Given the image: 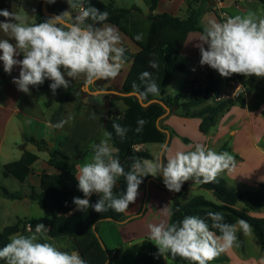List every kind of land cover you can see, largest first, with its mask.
Instances as JSON below:
<instances>
[{"label": "clouds", "instance_id": "clouds-1", "mask_svg": "<svg viewBox=\"0 0 264 264\" xmlns=\"http://www.w3.org/2000/svg\"><path fill=\"white\" fill-rule=\"evenodd\" d=\"M47 2L52 4L55 0ZM68 4L69 10L40 23L30 22L27 15L0 10V16L5 18L0 21V31L8 37L0 39V61L7 73L19 65V77L13 82L20 91L30 94L29 86L42 85L47 79L52 81L49 87L55 95L57 89L70 87L65 75L72 80L83 76L87 84L118 75L125 52L118 46V32L110 26H93L96 22L102 25L108 13L95 7L81 8L73 19L70 9L77 5L72 0H68ZM199 41L200 64L216 70L221 77L233 74L264 77V18H258L255 13L228 17L223 23L210 21ZM21 55L22 59L16 58ZM152 66L156 67L154 63ZM148 90L156 93L158 88L152 84ZM92 118H96L94 114ZM66 122L60 121L53 127L62 128ZM143 124V120L138 121L136 132L142 131ZM113 128L121 138L128 131L116 123ZM104 137L91 146V162L82 164L75 175L78 189L83 193V198H73L79 211L91 207L98 213L108 209L124 213L137 199L139 186L148 175L162 174L167 189L179 192L186 181L210 183L225 170L236 166L235 158L229 152H216L198 143L194 150L177 151L174 155H165L169 149L162 145L163 151L156 160L137 158L125 172L116 155L117 150L109 143L111 133L105 131ZM120 177L126 181V190L114 195ZM93 194L99 197L95 204L90 202ZM162 210L165 215L173 214L168 206ZM206 215L212 221L211 225L199 216H185L168 224H150V240L157 246L159 255L179 256L189 264H210L229 248L239 246V231L247 233L250 230V225L243 219L230 224L225 222L221 212L209 211ZM212 229L218 230L220 235ZM48 231L43 223H38L35 234H13L9 243L0 248V260L5 264H87L78 252L61 251L47 242V237H44L46 242H39L37 234Z\"/></svg>", "mask_w": 264, "mask_h": 264}, {"label": "trees", "instance_id": "trees-1", "mask_svg": "<svg viewBox=\"0 0 264 264\" xmlns=\"http://www.w3.org/2000/svg\"><path fill=\"white\" fill-rule=\"evenodd\" d=\"M160 0H152L150 12H154ZM188 5L187 15L184 18L169 13L152 15L143 18L142 9L133 5L131 8H120L113 1L104 0H81L82 8L95 7L100 11L108 13L107 19L102 23H111L117 26L123 33L129 36L134 43L140 47V51L133 59L132 69L121 91H114L112 88L103 90L97 96L98 104L107 103L104 132L111 133L110 141L116 148L119 161L125 172L129 171L130 165L135 159L141 161L153 160V155L139 146L153 143H163L169 146L172 136L171 130L162 122L170 114L178 109L182 110V116L186 118H201L200 131L208 133L211 128L217 125L218 119L236 104L241 108L246 106L244 94L237 98H230L207 104L210 95L219 86L220 79L210 76L203 91L193 89L191 97L186 102L181 101L179 94L170 95L166 86L168 81L177 73L186 71L183 63L177 62L186 38L190 32L200 31L203 33L202 17L209 10L208 0H185ZM264 5V0H258ZM49 7V3H48ZM51 12H65L61 6L49 8ZM46 17L42 11V0L36 14L35 23H40ZM92 23L91 21H87ZM153 63L156 67H153ZM155 84L158 88L156 93L150 92V85ZM90 84L86 85L89 86ZM249 92V91H248ZM123 100L127 108L122 116H117L114 111V101ZM143 120L141 132H136L138 121ZM127 128V134L121 138L113 128V124ZM35 142L34 138H29ZM184 140L188 141L187 138ZM39 149H44L46 142H35ZM222 148L220 152H223ZM39 159L36 153L25 151L16 162L4 166L3 176L14 177L21 183L25 182L32 173V165ZM50 166L60 173L52 174L43 172L39 188L31 187L29 198L36 202L43 210L41 218H18L16 223L5 227L0 231V248L9 243V237L20 233L24 235L35 234V227L43 223L49 231L45 233L51 242L54 238L69 237L76 245L80 256L87 261V264H114L119 258L118 249H110L101 236L99 225L103 221H111L123 224L134 220L137 216L128 217L124 213H117L108 209L102 213L96 212L93 208L79 211L73 203L74 197L83 198V193L78 189L76 180V162L62 153L59 149L50 152L48 160ZM148 175L143 178L139 189L151 180ZM118 187L113 191L114 195H120L126 190L124 177L118 179ZM161 189L168 190L163 182H157ZM199 186L213 193L215 200H210L203 195H196L187 203L179 201V195L186 186L174 197L171 204L172 215L169 223L182 220L185 216H199L205 218L209 225L212 221L207 218V212H221L227 223L235 224L238 219L247 221L255 237L261 244L264 251V217H254L252 212L264 208V185L256 191H242L230 186L223 177L210 183H200ZM0 197L9 199H23L22 192H13L1 186ZM138 189V190H139ZM98 197L93 194L90 202L95 204ZM28 224L31 229L28 230ZM216 235L219 231L212 229ZM39 236V242H46L43 235ZM138 247L135 245L134 248ZM127 254V252H126ZM125 260H128V256ZM167 259L179 263L189 262L179 256L173 258L170 254L165 255ZM165 256L159 255L158 248L150 246L149 252L139 253L132 264H166ZM227 259L217 256L211 263L222 264ZM5 262L0 260V264Z\"/></svg>", "mask_w": 264, "mask_h": 264}, {"label": "crops", "instance_id": "crops-1", "mask_svg": "<svg viewBox=\"0 0 264 264\" xmlns=\"http://www.w3.org/2000/svg\"><path fill=\"white\" fill-rule=\"evenodd\" d=\"M24 1L25 0H0V10L7 9L10 12L21 14L22 3ZM104 1H113L115 5L120 8H131L133 6V3H136V0ZM150 2L152 3V0H150ZM72 3L76 4L77 7L71 8L70 11L72 12V14H79L80 9L82 8L81 0H72ZM151 3L149 6H151ZM211 3L212 1L208 0L210 9L207 10L202 17V26L204 27L208 26L210 21L223 23L228 17H234L236 15L243 16L249 12L255 13L258 18H264V5L258 0H222L221 4L217 6L219 10L216 9L217 7L215 6V4H212L213 6H211ZM40 4L41 0L30 1L27 16L29 18V21L32 23H35L36 21V14ZM128 5H130V7H126ZM57 6L63 7L65 11L69 10L68 0H55V3L49 4V8H54ZM187 10L188 5L185 0H160L154 12H150L148 15H145L142 11L141 16L143 18H146L150 14L157 15L169 13L174 16L184 18L187 15ZM223 13H225V15H223ZM4 19L5 18L3 16H0V21H4ZM117 29L119 28L117 27ZM117 31H119L118 34L121 40L119 46L125 49L124 63L115 78L98 80L95 83L90 84L88 88L91 92H94L96 90H106L109 87L112 88L114 91H121L132 69L133 59L135 55L140 51V47L136 43H134L129 36L123 33L120 29ZM201 34L202 32L200 31L190 32L186 38L181 53L177 57V62L183 63L186 66L185 72H190L187 81L190 83L191 91L193 89L199 90V88L203 90L210 76L219 78L220 82L223 78H225L221 77L216 70L210 68L209 66H202L200 64L201 56L197 45L200 43L199 39ZM6 38L8 37L2 31H0V39ZM10 42L13 44L15 43L14 40H10ZM205 47H207V45H205ZM0 55H2V52H0ZM16 58L22 59L23 56L21 55ZM179 58L183 59V61L180 62L178 60ZM19 72V65L14 66L11 73L5 72L3 67V61H0V187H6L2 183L3 178H14H5L3 176L5 165L20 160L25 151L36 153L39 156V159L32 165L33 171L27 177L26 181L23 183L19 181L22 184L23 189V191L19 192H22L24 195V198L21 199V201L25 200L37 204L29 198L31 187L39 188L41 183L40 175L43 172L52 174L60 173V171L50 166L48 163V160L50 158V152L59 149L71 160L75 161L76 175L78 174L79 167L82 164H84L85 162H91L93 157V151L91 146L93 144H98L100 140L105 138L104 123L107 115L106 107L108 101L105 100V104L103 105L89 104L84 102L89 96L90 92L86 89V85L88 84L85 82V78L83 76L72 80L71 78L65 75V78L70 81V87L68 89H64L63 87L57 89L55 95H53L49 87L52 81L47 79L42 85L29 86L30 94H26L20 91L18 89V86L13 82L14 78L19 77ZM173 77L168 81V83L173 79ZM230 77H237L245 88L244 96L246 98V106L245 108H241L242 112L240 111L238 113H244L245 115L250 117V122H253L252 119L254 115L261 116L264 113V103L257 105L259 102L256 101V99H252L253 96H257L261 86L264 85V77H260V79H258V77L254 75L246 77V79L249 80V87L251 88L250 90H248V81L245 82L243 79L237 76V74H233ZM167 93L172 95L168 92V90ZM91 98H94L97 101V96H91ZM209 100L211 101V103L213 102L211 96ZM115 102L114 111L117 116H122L127 108V105L121 99H117ZM180 113H182V111ZM93 114L96 117L95 119L92 118ZM191 119L192 118L184 117L186 123L189 122ZM60 121L67 122L62 128L53 127V125ZM163 121L164 122L162 123L165 126L169 124V120H167V117ZM224 131L225 130H223L222 128H218L217 132H215L216 135L211 133L209 134V131L206 134L208 137L205 141H202L201 144L210 148L209 140L211 138L214 139L221 136ZM236 132L237 130H235L233 133L235 134ZM29 138H34L35 142L44 141L46 142V146L44 147V149H39L37 144L31 141ZM109 143L113 148H115L111 141H109ZM153 144L158 146L164 145L163 143ZM149 146L150 144H145L139 146V149L141 148L149 151ZM257 148L260 149V147L258 146ZM43 152L47 153L49 157L47 161H43L42 167H37V164L41 160L40 154ZM152 155H154L153 157L155 159L156 155ZM154 178H156L158 182H162L160 179H158V176ZM226 180L228 181V179ZM153 183V181H150L143 185L138 190L137 199L133 203H130L128 210L125 211V215L128 217L137 216L134 220L123 224L114 223L111 221H103L99 225L100 233L103 234L105 230L115 232L118 237L117 243L119 247L123 246L124 243H127L129 246L132 247L134 245H140V243L148 242L150 245L157 248V246L154 245V243H152V241L150 240L149 225L154 224V222H147V215L152 212V209H155V213L160 214V218L155 220L156 224H168L170 220H168L169 216L165 215L162 209L165 206H168V208L171 207V199L173 193H169L164 189L158 188L155 185L156 183ZM118 185L119 183L117 182V185L114 190L118 187ZM9 190L13 191L11 189ZM96 196L98 197V195ZM5 199L9 198L1 196L0 203ZM146 200L147 202H149L146 207L147 209L145 210V213L143 215H140ZM263 209L260 210V212H256L258 214L255 215V212H252L251 215H254L256 217H264ZM26 217L27 216L16 217L14 223H16L18 218ZM5 227L7 226L4 225L3 229ZM40 235L45 236V233ZM140 240L142 241L140 242ZM51 243L59 244V249L61 251L79 253L76 245L69 237L54 238L52 239ZM119 247L115 245L114 247L109 248L118 249ZM128 249L129 247L122 251L118 249L119 258L115 259L114 264L126 263V260H124L123 262L120 261L121 258L126 254V252H128ZM233 257L234 258H230L231 264H237V260L239 262L247 256L244 258H238V256L234 253Z\"/></svg>", "mask_w": 264, "mask_h": 264}, {"label": "rangeland", "instance_id": "rangeland-1", "mask_svg": "<svg viewBox=\"0 0 264 264\" xmlns=\"http://www.w3.org/2000/svg\"><path fill=\"white\" fill-rule=\"evenodd\" d=\"M31 0H25L22 3L21 14L22 16L28 14V7L30 6ZM124 1V0H123ZM211 6L214 5L213 0ZM123 3V2H119ZM150 0H136L133 5L137 4L143 11L145 15L150 13ZM213 4V5H212ZM130 7V5L126 6ZM215 7V6H214ZM79 14H73V16H77ZM233 15V14H232ZM102 27H112L116 31L119 30L117 27L105 23L104 25H100ZM99 26V27H100ZM119 33V31H117ZM121 41V40H120ZM121 43V42H120ZM119 46V45H118ZM180 62L183 59H178ZM190 72L179 73L173 77V79L168 83L167 90L172 95L179 94L182 102H186L191 97L190 83L188 80V75ZM241 79L245 82L248 81V90L249 80L241 74H237ZM260 79V78H258ZM199 90L203 91L201 88ZM253 100L256 99L259 104L264 103V85L261 86L259 93L257 96H253ZM116 101V100H115ZM114 101V102H115ZM214 103V102H212ZM210 100L207 101V104H212ZM253 103V102H252ZM116 104V102H115ZM118 106V103H117ZM182 110L178 109L177 112L170 114L167 117L169 124L167 126L171 130L172 136L170 139L169 151L165 155H174L177 151H190L194 150V146L196 144H201L202 141H205L208 137L207 133H202L199 128V124L201 123V118H192L189 122H185L184 117L180 113ZM242 112L241 106L236 104L230 108L229 111L225 112L217 122V125L210 129L209 134H215L218 128H222L224 133L217 137L211 138L209 140L210 148L214 149L216 152H220L223 148L224 151L229 152L234 156L236 166L235 168H230L222 172L218 177H223L228 179L229 185L234 187L237 190L242 191H256L260 188V184L264 185V113L261 116L254 115L252 121L250 122V117L245 115L244 113L239 114L238 112ZM180 113V114H179ZM241 116V117H240ZM200 121V123H199ZM164 122V121H163ZM166 123V122H165ZM254 125H253V124ZM237 130L234 134L233 132ZM187 138L188 141L184 140ZM165 145V144H164ZM162 146V145H161ZM161 146L150 144L149 151L152 154L156 155V160L160 157L163 149ZM260 147V149L257 148ZM223 151V152H224ZM154 156V155H153ZM41 160L37 164V167H42L43 161H47L49 155L45 152L40 154ZM150 160V161H154ZM230 178V179H229ZM4 179V178H3ZM2 179V183L13 191H23L22 184L16 180L15 178ZM152 179L155 181L156 178L152 176ZM158 179L163 182V175H158ZM153 180V184L156 182ZM158 182V181H157ZM158 188V184H155ZM185 187V190L180 193L179 201L181 203H187L191 198L196 195H203L207 199L215 200L214 195L211 191L203 189L199 186V184L194 183L193 181H186L182 187ZM180 192V191H179ZM172 191L173 193L171 202L173 203L174 197L179 193ZM148 198V197H147ZM149 202L147 200L144 203L143 210L140 215L145 213L147 209V205ZM260 212V211H257ZM262 212V211H261ZM264 213V209H263ZM255 215L258 213H254ZM42 217L43 210L35 203L25 200H9L5 199L0 203V231L3 230L4 225L8 226L14 223L16 217ZM254 216V215H252ZM256 217V216H254ZM160 218V214L155 213V209H152L147 215V222L153 221L156 224L157 219ZM170 219V216L168 220ZM104 239L106 245L108 247L118 246V237L115 232L105 230L103 234H101ZM238 236V244L239 246L229 248L225 252L221 253L219 256H225L227 259L222 264H231L230 258H234V253L238 256V258L246 257L238 262L237 264H264V251L261 248V244L258 239L253 234L250 229L247 233L243 231H239L237 233ZM142 240H140L141 242ZM152 243H154L152 241ZM57 248H59V244H54ZM155 245V244H154ZM150 245L148 242L140 243L138 247L134 248V246H129L127 243H124L123 246H120L118 249L120 251L125 250L129 247L127 256L128 260H126L125 264H132L133 260H135L136 256L139 253H147L149 252ZM126 259L125 256L121 258L120 262H123ZM251 259V260H250ZM235 260V259H234ZM165 261L167 264H179L173 262L165 256ZM5 264V263H4ZM211 264H219V263H211ZM233 264V263H232Z\"/></svg>", "mask_w": 264, "mask_h": 264}, {"label": "built area", "instance_id": "built-area-1", "mask_svg": "<svg viewBox=\"0 0 264 264\" xmlns=\"http://www.w3.org/2000/svg\"><path fill=\"white\" fill-rule=\"evenodd\" d=\"M221 1L222 0H213L216 7L221 4ZM216 9L219 10L218 7ZM223 15H225V13H223ZM244 92L245 88L237 77H227L221 80L219 86L211 93L210 96L213 102H218L230 98H237L238 96L244 94ZM27 228L30 230L31 225L28 224Z\"/></svg>", "mask_w": 264, "mask_h": 264}, {"label": "water", "instance_id": "water-1", "mask_svg": "<svg viewBox=\"0 0 264 264\" xmlns=\"http://www.w3.org/2000/svg\"><path fill=\"white\" fill-rule=\"evenodd\" d=\"M42 11H43V14L46 17V19L61 14V13H58V12H51L49 10L47 0H42ZM71 14H72V12H71ZM72 16H73V14H72ZM73 19H74V16H73ZM93 26L94 27H99L100 26V22H96ZM86 89H87V91L90 92V94H89V96L86 98V100L84 102L89 103V104H98V101H96L94 98H91V96H98L101 93H103V90H96L94 92H91L89 90L88 86H86ZM151 180H154V179H151ZM148 182H150V181H148Z\"/></svg>", "mask_w": 264, "mask_h": 264}]
</instances>
